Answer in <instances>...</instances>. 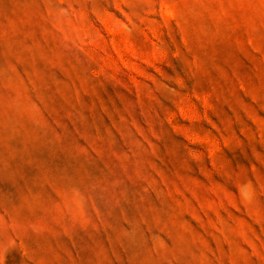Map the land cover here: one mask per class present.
Returning <instances> with one entry per match:
<instances>
[{"label":"rangeland","instance_id":"obj_1","mask_svg":"<svg viewBox=\"0 0 264 264\" xmlns=\"http://www.w3.org/2000/svg\"><path fill=\"white\" fill-rule=\"evenodd\" d=\"M0 264H264V0H0Z\"/></svg>","mask_w":264,"mask_h":264}]
</instances>
